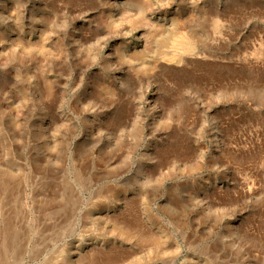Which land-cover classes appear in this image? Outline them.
Segmentation results:
<instances>
[{
  "label": "rangeland",
  "instance_id": "rangeland-1",
  "mask_svg": "<svg viewBox=\"0 0 264 264\" xmlns=\"http://www.w3.org/2000/svg\"><path fill=\"white\" fill-rule=\"evenodd\" d=\"M136 1L0 0V264H264V0Z\"/></svg>",
  "mask_w": 264,
  "mask_h": 264
},
{
  "label": "bare ground",
  "instance_id": "bare-ground-1",
  "mask_svg": "<svg viewBox=\"0 0 264 264\" xmlns=\"http://www.w3.org/2000/svg\"><path fill=\"white\" fill-rule=\"evenodd\" d=\"M126 2L128 4H136V5H140L141 1H136V0H126ZM139 3V4H137ZM127 5V4H126ZM130 6V5H129ZM141 6V5H140ZM143 6V5H142ZM141 6V7H142ZM135 7V6H134ZM141 11H139L140 14ZM142 13V12H141ZM208 13V12H207ZM125 16V15H124ZM138 16V14H137ZM209 16V15H208ZM212 17V15H210ZM220 16V15H219ZM140 17V16H139ZM193 17V16H192ZM204 17V16H203ZM216 17L214 16L215 20V26H219V21H218V17L215 19ZM137 19V17H136ZM208 19V18H207ZM210 19V18H209ZM220 19V18H219ZM224 19V18H223ZM132 20V19H131ZM138 20V19H137ZM185 20V19H184ZM183 20V23H184ZM221 22V21H220ZM177 23V22H176ZM182 23V22H181ZM191 23V22H190ZM198 24V23H197ZM182 26V24H181ZM186 26V25H185ZM213 26V24L211 25ZM214 26V27H215ZM175 27V26H174ZM183 27V26H182ZM213 27V28H214ZM220 27V26H219ZM187 28V27H186ZM217 29V28H216ZM219 29V28H218ZM189 30V28H188ZM173 32V31H172ZM155 33V32H154ZM157 34V33H155ZM159 34V32H158ZM157 34V35H158ZM168 34V33H167ZM200 38V37H199ZM167 39V44L169 46V50L167 48L168 51L164 50L165 48H163L164 51H161V55L162 58L167 60V61H175L178 63L182 62V58L183 56H195V52L197 48V44H198V39L196 38V36L194 34H190L188 31H186V29H181V28H175L174 32L172 34H169V37L166 38ZM201 39V38H200ZM163 43L165 42L164 39L162 40ZM163 43L161 44V46L163 45ZM166 45V44H165ZM167 46V47H168ZM163 47V46H162ZM137 52V51H136ZM135 51L130 55V58L132 59H141L142 56L140 55V52L136 53ZM197 53V52H196ZM130 54V53H129ZM197 55V54H196ZM130 61V60H129ZM42 91V95H46L48 94V89L47 87H43ZM41 93V92H40ZM5 219V218H4ZM114 219V218H113ZM7 224V223H5ZM8 225V224H7ZM114 227L116 229H118L121 233H123L126 236H133V235H138L140 234L138 231V227H133V225H131L130 223H128L127 221H121V220H115L114 221ZM9 230V229H7ZM10 234V233H9ZM14 234V232H13ZM142 235V234H141ZM14 236V235H13ZM145 237V235L143 234L142 238ZM145 239V238H144ZM147 239V238H146ZM149 239V238H148ZM153 240H155L153 238ZM156 241V240H155ZM158 242V241H156Z\"/></svg>",
  "mask_w": 264,
  "mask_h": 264
}]
</instances>
